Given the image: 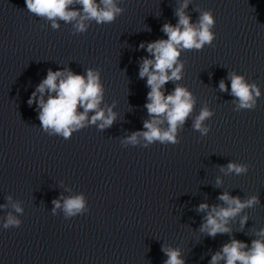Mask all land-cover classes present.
I'll return each mask as SVG.
<instances>
[{"label": "water", "instance_id": "water-1", "mask_svg": "<svg viewBox=\"0 0 264 264\" xmlns=\"http://www.w3.org/2000/svg\"><path fill=\"white\" fill-rule=\"evenodd\" d=\"M182 3L116 0L123 11L114 22L88 20L87 31L77 32L75 22L62 20L54 29L25 0H0V264H164L162 246L179 249L185 264H209L230 239L250 246L264 229V0H188L192 23L212 13L215 39L181 52L182 78L165 90L185 87L194 109L178 127L177 144L126 142L150 119V89L139 77L149 53L139 46L167 39L162 27L177 23ZM49 69L98 70L100 108L112 109L113 124L101 130L99 121L88 123L67 140L45 131L37 103L28 101ZM231 73L259 88L254 110L238 108ZM204 108L213 113L203 122L207 134L193 128ZM229 162L247 165V173L221 171ZM223 192L259 203L230 221L231 233L210 237L200 231L206 213L197 208L222 205ZM80 195L83 213L67 217L61 207L53 214L54 200ZM9 213L19 227L4 228Z\"/></svg>", "mask_w": 264, "mask_h": 264}, {"label": "clouds", "instance_id": "clouds-1", "mask_svg": "<svg viewBox=\"0 0 264 264\" xmlns=\"http://www.w3.org/2000/svg\"><path fill=\"white\" fill-rule=\"evenodd\" d=\"M27 10L38 16L52 21V27L58 28L57 20L66 23H74L77 32L87 31L85 21L94 20L97 24L112 23L122 13L117 7L116 0H25ZM80 5L79 10L71 7ZM188 0L175 10L178 17L175 25L165 23L162 27L167 39L141 43L140 48H145L149 56L142 58L139 68V77L146 78L147 109L149 120H145L143 128L146 131L133 132L127 137V143L135 145L138 137H142L148 144L159 141L160 143L177 144V130L182 127L194 109L195 100L192 94L177 84L174 89L166 94L165 85L168 82H176L182 78L183 62L179 57L183 50H200L205 44L211 45L215 34L211 31L215 24L211 12H202L198 21L194 24L191 17L186 14ZM231 94L239 101L238 108L254 110L256 98L260 97L259 88L253 83L248 84L243 76L231 73ZM221 91H227L224 80L219 83ZM49 93L47 100L43 98L45 91ZM37 93L40 97L37 99ZM54 93V95H53ZM104 86L100 79L98 70L87 69L86 75L76 74L70 69L53 71L48 70L46 78L37 86L32 93L28 103L36 102L39 107V121L41 127L49 134L61 135L65 140L69 139L74 131L84 128L88 123L97 124L99 129L110 127L115 114L111 108H100L103 100ZM82 108V112H78ZM89 112H94L89 121ZM213 115L207 108L201 110L196 117L193 128L201 134H207L209 128L203 126V122ZM167 124V127L163 125ZM147 147V144L145 145ZM221 171L240 175L247 173L248 166L229 162ZM222 181L217 178L216 186L219 187ZM10 199V197H9ZM222 205L199 204L197 211L206 213L200 231L210 237L218 234L231 233L230 221L234 220L245 208H250L259 203L258 196H251L241 200L239 196H232L223 192L218 196ZM56 209L63 207L67 217L75 216L85 211V198L80 195L63 200H54ZM16 212H22L18 205H13ZM247 216L240 219L243 227L247 223ZM21 221L11 213L8 214L4 228L9 226L19 227ZM257 238L251 241V245L238 240L230 239L222 245L221 249L211 256L209 264H264V229L256 233ZM167 259L164 264H185L179 249L163 247L161 249Z\"/></svg>", "mask_w": 264, "mask_h": 264}]
</instances>
